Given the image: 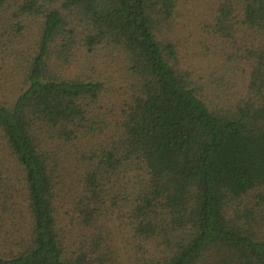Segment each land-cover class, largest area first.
<instances>
[{"label":"trees","instance_id":"obj_1","mask_svg":"<svg viewBox=\"0 0 264 264\" xmlns=\"http://www.w3.org/2000/svg\"><path fill=\"white\" fill-rule=\"evenodd\" d=\"M176 6L0 0L23 70L0 102V264H264V0L217 11L248 74L222 107L158 36ZM84 58L105 74H79Z\"/></svg>","mask_w":264,"mask_h":264},{"label":"rangeland","instance_id":"obj_2","mask_svg":"<svg viewBox=\"0 0 264 264\" xmlns=\"http://www.w3.org/2000/svg\"><path fill=\"white\" fill-rule=\"evenodd\" d=\"M223 1L176 0V12L172 21L161 26L158 33L161 41L171 42L176 46L181 66L188 71L200 96L211 107L225 106L229 99L238 97L243 92L248 78L245 63L239 52L242 48H240V42L235 41L236 45L232 41L228 42L214 30L217 11ZM32 44L33 38L29 33L28 40L23 47L29 48ZM6 53L0 45L1 103L13 102L19 94L22 84L23 70L13 65L12 59L6 58ZM78 65L81 75L96 77L99 74H105L104 67L93 58L88 60L84 58V61L81 59ZM69 182L70 180L67 183ZM22 190L23 188L20 187V196ZM63 196L65 197L64 192ZM19 202L23 205L21 198ZM25 220L26 211L24 208L22 209L21 226L14 228L9 224V231H14L16 235L25 234ZM4 231L0 234V251L4 247L1 243L6 237L8 229Z\"/></svg>","mask_w":264,"mask_h":264}]
</instances>
